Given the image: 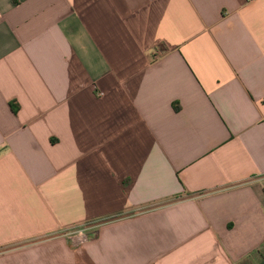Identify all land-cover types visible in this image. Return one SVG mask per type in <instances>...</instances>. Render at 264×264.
Returning a JSON list of instances; mask_svg holds the SVG:
<instances>
[{
	"label": "crops",
	"instance_id": "obj_1",
	"mask_svg": "<svg viewBox=\"0 0 264 264\" xmlns=\"http://www.w3.org/2000/svg\"><path fill=\"white\" fill-rule=\"evenodd\" d=\"M263 243L264 0H0V264Z\"/></svg>",
	"mask_w": 264,
	"mask_h": 264
},
{
	"label": "built area",
	"instance_id": "obj_2",
	"mask_svg": "<svg viewBox=\"0 0 264 264\" xmlns=\"http://www.w3.org/2000/svg\"><path fill=\"white\" fill-rule=\"evenodd\" d=\"M92 235H94V231H87L84 227L74 228L69 232V238L74 245H79L85 242Z\"/></svg>",
	"mask_w": 264,
	"mask_h": 264
},
{
	"label": "trees",
	"instance_id": "obj_3",
	"mask_svg": "<svg viewBox=\"0 0 264 264\" xmlns=\"http://www.w3.org/2000/svg\"><path fill=\"white\" fill-rule=\"evenodd\" d=\"M11 105H12V109L16 112L18 105L17 104L16 105L11 104ZM261 251H264V243L261 245V249H257L256 252L261 253Z\"/></svg>",
	"mask_w": 264,
	"mask_h": 264
}]
</instances>
